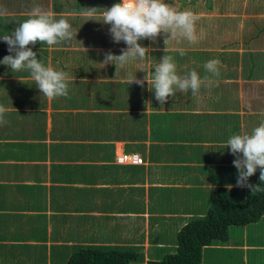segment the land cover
Listing matches in <instances>:
<instances>
[{"label": "crops", "instance_id": "0c3cea01", "mask_svg": "<svg viewBox=\"0 0 264 264\" xmlns=\"http://www.w3.org/2000/svg\"><path fill=\"white\" fill-rule=\"evenodd\" d=\"M69 1L0 0V36L37 5L73 31L58 45H28L45 66L69 72L67 97L49 100L28 71L0 64V104L9 109L0 125V229L8 231L0 264H66L83 246L132 249V264L159 260L178 230L205 213L215 187L236 184L227 140L264 122V0H165L199 16L197 42L166 45L163 32L142 39L151 63L137 60L117 74L100 65L105 53L127 49L102 22L109 0H89L93 16L84 14L92 4ZM7 55L14 53L0 40V61ZM164 55L178 74L201 78L211 76L203 65L219 59L220 74L196 97L177 92L161 105L147 81L130 84L128 75L143 80ZM120 153L144 163H118ZM199 264H264V215L204 246Z\"/></svg>", "mask_w": 264, "mask_h": 264}, {"label": "clouds", "instance_id": "9594fccd", "mask_svg": "<svg viewBox=\"0 0 264 264\" xmlns=\"http://www.w3.org/2000/svg\"><path fill=\"white\" fill-rule=\"evenodd\" d=\"M86 15L93 16L98 8H86ZM102 13L104 24L110 25V33L116 43L123 41L127 45L122 54L114 55L110 51L104 54V60L100 64L103 68L109 64L115 65L116 74L125 66L137 60L151 63L148 55L150 49L141 46L138 41L142 39L155 40L161 32L170 34L164 43L167 45L170 39H186L189 43L198 40L196 24L199 16L192 11H180L165 0H120L110 8H104ZM55 13L46 11L40 6H34L29 18L18 24V27L10 34L0 36L8 45L9 53L0 61V64L8 66L12 72L28 71L40 92L49 100L58 97H67L69 94V72L45 66L37 59V53L28 45L37 42L47 44L49 47L69 41L73 38L72 24L64 18L56 19ZM85 49V48H84ZM87 52V49H85ZM183 56L184 50L178 49ZM166 52V49H165ZM219 59L207 61L203 67L211 76H201L192 70L184 75L178 74L177 64L171 55H164L152 71H145L147 75L139 80L135 75L129 74L128 80L141 87L145 81L148 90L154 91L155 98L163 105L169 96L175 97L177 92H191L196 97L202 86L211 84L212 77L219 76ZM7 107L0 104V125L6 124ZM226 148H230L235 157L233 166L237 169L236 184H227L226 188L248 189L250 193L264 192V122L255 127L251 133L240 132L232 135L226 142ZM259 169L260 183L253 184L250 177Z\"/></svg>", "mask_w": 264, "mask_h": 264}, {"label": "trees", "instance_id": "16d2710c", "mask_svg": "<svg viewBox=\"0 0 264 264\" xmlns=\"http://www.w3.org/2000/svg\"><path fill=\"white\" fill-rule=\"evenodd\" d=\"M257 183H260L259 172L254 184ZM262 215L264 192L215 187L205 213L191 217L178 230L176 245L159 260H148L146 264H199L204 246L225 242L232 225L242 226ZM137 258V252L132 249L83 246L70 254L66 264H132Z\"/></svg>", "mask_w": 264, "mask_h": 264}, {"label": "rangeland", "instance_id": "374dc122", "mask_svg": "<svg viewBox=\"0 0 264 264\" xmlns=\"http://www.w3.org/2000/svg\"><path fill=\"white\" fill-rule=\"evenodd\" d=\"M75 2H76V0H75V1H74V0H70V1H69V5H67V6H68L69 8H71V7L77 8ZM84 2H85L86 4H92V5L90 6L91 8H93V5H95L93 2H91V1H89V0H85ZM119 2H120V0H109L108 3L105 4L104 6H105V8H110L111 6H113L114 4L119 3ZM99 3H104V2H99ZM62 5H63V2H58V3H57V6H55V7H62ZM101 11H102V10H101ZM104 25H105V24H104ZM106 27H107V29H108V28H110L111 26L106 24ZM109 35H111V33H110ZM263 65H264V61L260 63V66H263ZM16 218L19 219V216H17ZM241 227H242V226L232 225V226H231V230H234V229H236V230H240ZM5 229H6L5 227H4V230H3V229H0V234H4V232L7 233L8 231H5ZM208 259H209V258H208Z\"/></svg>", "mask_w": 264, "mask_h": 264}, {"label": "built area", "instance_id": "2783aa9c", "mask_svg": "<svg viewBox=\"0 0 264 264\" xmlns=\"http://www.w3.org/2000/svg\"><path fill=\"white\" fill-rule=\"evenodd\" d=\"M118 163L141 164L143 158L136 153H120L115 156Z\"/></svg>", "mask_w": 264, "mask_h": 264}]
</instances>
